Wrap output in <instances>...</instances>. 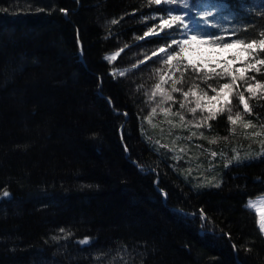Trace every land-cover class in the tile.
<instances>
[{
	"label": "trees",
	"instance_id": "16d2710c",
	"mask_svg": "<svg viewBox=\"0 0 264 264\" xmlns=\"http://www.w3.org/2000/svg\"><path fill=\"white\" fill-rule=\"evenodd\" d=\"M203 2L189 0L194 29L204 22L202 9L191 5ZM220 2L228 16L208 31L230 41L235 37L223 30L248 38L264 30V0ZM165 7L149 0H0V264H264V235L245 208L264 193V91L244 93L251 114L233 97L231 108L241 114L235 124L228 111L192 124L193 96L181 93L163 106L172 104L184 121L165 119L152 96L158 83L171 92L183 71L177 87L201 88L186 62L162 63L167 57L158 49L169 39L145 36L159 33ZM232 56L228 71L241 67ZM172 135L198 158L189 162L172 149ZM196 172L210 174L211 184Z\"/></svg>",
	"mask_w": 264,
	"mask_h": 264
},
{
	"label": "snow or ice",
	"instance_id": "6c2138e0",
	"mask_svg": "<svg viewBox=\"0 0 264 264\" xmlns=\"http://www.w3.org/2000/svg\"><path fill=\"white\" fill-rule=\"evenodd\" d=\"M78 2V0H77ZM150 5L154 4L157 6H167L163 10L167 14V18L164 16L159 17V33L154 32V29H149V32L145 33L147 37L149 33H153L155 35H159L162 33L161 38L169 39V43L166 47H161L158 49L159 53H163L167 58L163 59L161 57V61L165 65H172V62L175 60L177 65L186 62V67L190 66L192 70L196 73L200 72V67L198 64H193L191 60H188L184 53L193 51V44H200L211 47H222L228 48L232 45L242 46V50L247 53V58L240 61V68L235 69L234 71H228L227 69H222L220 72H216L215 69L212 70V73L205 72L203 74V80L207 81L211 79L213 76L218 77L220 79H226L227 82L219 84L218 87H213L209 85L211 92L215 93L214 96H209L207 92H203V95H197L194 91L195 88L199 87L198 85H193L187 91H182L181 88L177 87V84L182 83L183 71H181V79L173 80L171 92L163 91L161 92L162 99L160 104H163L167 101H172L173 96L171 93H181L182 96L187 99L189 96H195V107L188 108V111L195 114L197 110H200L201 113L204 111L208 112L207 116L202 117L203 123H207L211 119H216L217 112L222 114L225 110L231 112L232 105V97L236 96L238 98L239 104L243 107V111L245 113L251 114L252 109L249 103L246 100L245 92L249 93L251 97L256 96V89H260L264 91V81H259L256 79L257 75L264 74V30H261L258 34L257 38H248L247 36L242 37L240 32L234 28L225 29L223 31L227 32V35L230 37H235L234 39H230V41H226L223 34L218 35L217 33L208 31L207 29L210 27H217L222 20L227 18L228 13L225 11V3L220 2V0H204L203 3L192 4V8L202 9L198 12L199 18L204 22V26L199 28H192L190 24L187 22L188 11L190 8L189 0H149ZM174 5H179L183 11L178 10L177 7H173ZM215 10V11H214ZM62 12H66V10L61 9ZM156 19L157 17H153ZM209 20H214V23L209 24ZM113 24L116 23L115 20L112 21ZM165 30H173L178 33L179 38L176 36H172L169 38V33ZM243 31H247V29H243ZM175 46V48H173ZM153 56H157V52L152 53ZM232 59H237V57L232 56ZM105 60L111 62L115 59V56L106 55L104 57ZM179 70V68H177ZM254 73L252 76H248V73ZM238 73V74H237ZM121 76L124 75L123 72L119 73ZM161 81H165V77L162 75L160 77ZM238 81L243 82L246 87H244L243 91L238 90ZM253 81V82H249ZM156 89L161 88V84H157ZM235 90V91H234ZM224 93L227 99L224 102H220L221 94ZM157 93L153 91L152 96L154 97ZM201 101H217L219 103V108L217 110H213L212 108H205L202 106ZM111 103V100H109ZM180 108H185V103H180ZM165 114L169 112L168 108L161 109ZM156 108L152 109V112L155 113ZM173 115H179L181 121H184L185 117L179 113H172ZM127 115V113H125ZM227 119L232 124H235L237 120L241 119L240 112L236 113L235 118L229 114ZM171 123V121H169ZM199 126V125H197ZM250 126V122L245 123L244 127L248 128ZM253 136H259L261 133L254 132ZM158 143V142H157ZM128 149L125 148V151ZM213 156L216 154L213 153ZM261 156L264 157V153H261ZM227 166V165H226ZM264 182V181H261ZM218 186V185H217ZM4 195H8L4 193ZM255 207V204L252 200H249L245 205L246 210L251 211ZM257 226L261 233H264V211L257 208ZM201 218L206 220L204 217L203 210L200 212ZM63 231V230H62ZM81 243H87V241H81Z\"/></svg>",
	"mask_w": 264,
	"mask_h": 264
},
{
	"label": "rangeland",
	"instance_id": "374dc122",
	"mask_svg": "<svg viewBox=\"0 0 264 264\" xmlns=\"http://www.w3.org/2000/svg\"><path fill=\"white\" fill-rule=\"evenodd\" d=\"M192 49H193V51H191V52L186 51L184 53V55L187 57L188 60H191L193 62V64H198V66L200 67L199 73L201 74L202 77L199 76L198 73H196L192 70L193 71L192 76H195V79H197V81L201 85V88L197 87V90L195 91L198 96L203 95V92H207L209 96H214L215 93L211 92L209 85H212L213 87H218L219 84L227 82L226 79H220V78H218L219 79L218 81L212 80V78L208 79V81H204L203 80V73L208 72L210 69L224 68L225 63H230V61L228 60V55L232 54L233 52H235V57H237L238 62H240L244 59L241 55V49H239L236 45H232L228 48H222V47H211V46H205V45H200V44H193ZM163 91L170 92L169 90H164V89L160 88L156 94L157 97L160 99L159 101H161V99H162L161 92H163ZM233 97L231 98L232 100H233ZM182 99H183V97H182ZM188 99H189V101H191V96H189ZM226 99H227V97L225 96L224 93H222L220 102L222 103ZM195 100H196V97L193 96V99L191 101V106H189L188 108L195 107ZM234 103L235 102L232 101V104H234ZM201 104L205 108H212L213 110H217L219 108V103L217 101H210V102L209 101H201ZM161 105H162L161 109L162 108H168L169 109V112L167 114H165V112H162V113H163L164 117H166L165 119L171 120V115H173L172 114L173 111L176 112V110H174V108L171 107L172 104L167 105V106H163V104H161ZM149 107L150 108L148 109L147 112L150 114L146 115V118H147V122L151 123L150 122L151 119H149V118L151 117V115L156 114V111H155V113H153L152 109L157 108V107H155V105H152ZM225 111H227V110H225ZM235 112H236V110H233L231 108V112L228 111V115L231 114L235 118V116H236ZM217 114H219V112H217ZM187 115H188V120L191 121L192 124H196V125L201 126V125H205V123H203V121H202V117L207 116L208 112L204 111L203 113H201L200 110H197V112L195 114H193L187 110ZM119 132H120V130H119ZM170 141L172 142V144H171L172 149L176 150L178 153L183 154L187 161L190 162L191 158H192V161L195 160L196 158H198L195 156H188L187 155V152L189 151L188 147H187L188 142H186L184 145H182V142H181L182 138L180 136L172 135L170 137ZM194 163H196V162H194ZM193 175L200 176L201 174H198L196 172ZM210 176H211L210 174L207 176L202 174L201 178H200L202 183H204L207 187H208V185L211 184ZM157 182L158 181H155L156 190L159 189V191H160V188L157 186ZM249 200H252L255 204V207H253L252 211L256 214V217H257V215H258L257 208L264 211V194H259V195L248 198L246 200V204L248 203ZM190 214H193V213L190 212ZM199 231L203 233V230L201 228L199 229ZM263 235H264V233H263Z\"/></svg>",
	"mask_w": 264,
	"mask_h": 264
},
{
	"label": "water",
	"instance_id": "95a60500",
	"mask_svg": "<svg viewBox=\"0 0 264 264\" xmlns=\"http://www.w3.org/2000/svg\"><path fill=\"white\" fill-rule=\"evenodd\" d=\"M80 54H82V52H80ZM159 191V189H157ZM163 198L165 199L166 198V194L163 195Z\"/></svg>",
	"mask_w": 264,
	"mask_h": 264
}]
</instances>
